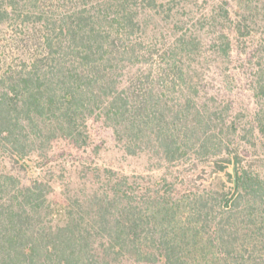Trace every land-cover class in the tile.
<instances>
[{
	"label": "trees",
	"instance_id": "obj_1",
	"mask_svg": "<svg viewBox=\"0 0 264 264\" xmlns=\"http://www.w3.org/2000/svg\"><path fill=\"white\" fill-rule=\"evenodd\" d=\"M88 121L157 179L54 199ZM261 155L264 0H0V264H264Z\"/></svg>",
	"mask_w": 264,
	"mask_h": 264
},
{
	"label": "rangeland",
	"instance_id": "obj_2",
	"mask_svg": "<svg viewBox=\"0 0 264 264\" xmlns=\"http://www.w3.org/2000/svg\"><path fill=\"white\" fill-rule=\"evenodd\" d=\"M218 4L220 0H211ZM211 6V5H209ZM252 31V27L248 31ZM238 94L237 104L244 106L248 99L246 97L247 86L241 87ZM88 144L86 147L77 149L65 141H56L52 144L49 152L47 166L49 172L47 178L57 183L54 188L53 198L56 200L65 197L87 194L92 190L89 170L93 168H109L114 171L128 175L140 185L151 183L157 179L159 166L146 154L139 156L125 155L120 145L114 140L112 130L101 122L88 121L87 123ZM258 160L256 165L264 166V157ZM191 180V182H199ZM90 187V188H89ZM96 188L95 184L93 185ZM78 190V191H77ZM129 264V263H128Z\"/></svg>",
	"mask_w": 264,
	"mask_h": 264
}]
</instances>
